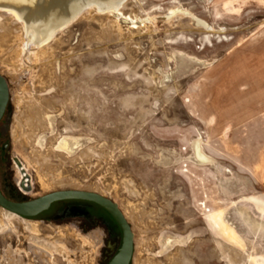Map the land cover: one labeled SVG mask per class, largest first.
<instances>
[{
  "label": "rangeland",
  "instance_id": "obj_1",
  "mask_svg": "<svg viewBox=\"0 0 264 264\" xmlns=\"http://www.w3.org/2000/svg\"><path fill=\"white\" fill-rule=\"evenodd\" d=\"M28 38L0 11V189L109 198L130 264H264V0H125ZM103 247L0 207V264H100Z\"/></svg>",
  "mask_w": 264,
  "mask_h": 264
},
{
  "label": "water",
  "instance_id": "obj_2",
  "mask_svg": "<svg viewBox=\"0 0 264 264\" xmlns=\"http://www.w3.org/2000/svg\"><path fill=\"white\" fill-rule=\"evenodd\" d=\"M108 2L109 0H0V9H10L16 12L28 26H46L60 31L74 23L88 9L94 8L97 10L98 5L103 6ZM9 101L8 83L0 74V122ZM14 162L22 175L20 188L22 187L24 191L29 192V176L18 159H14ZM62 200L90 201L105 209L120 230L118 248L106 264L131 263L134 251L132 228L118 205L109 198L89 191L59 190L24 202H14L7 199L0 189V207L21 217H36L43 211L48 210L52 203Z\"/></svg>",
  "mask_w": 264,
  "mask_h": 264
},
{
  "label": "flooded vegetation",
  "instance_id": "obj_3",
  "mask_svg": "<svg viewBox=\"0 0 264 264\" xmlns=\"http://www.w3.org/2000/svg\"><path fill=\"white\" fill-rule=\"evenodd\" d=\"M3 195L14 202H24L32 197H27L21 189L12 187L4 178L1 188ZM36 198V197H35ZM26 219H38L45 226L46 223L55 224L56 227H65L76 224L85 232L99 230L103 234V257L100 264L106 262L113 256L120 243V230L111 215L98 204L85 200H62L52 203L48 210L43 211L36 217Z\"/></svg>",
  "mask_w": 264,
  "mask_h": 264
},
{
  "label": "bare ground",
  "instance_id": "obj_4",
  "mask_svg": "<svg viewBox=\"0 0 264 264\" xmlns=\"http://www.w3.org/2000/svg\"><path fill=\"white\" fill-rule=\"evenodd\" d=\"M124 2H125V0H109L108 4H105L103 6H99L98 5L97 6V11L98 12H101V13L117 12V11L120 10V8H121V6L123 5ZM0 11L14 15L15 18L18 21H20V22H22L24 24V29H25V32H26V36L28 35V37H29L28 38V41L26 43V46L27 45L28 46L29 45H36L37 47H40L42 45L44 46V44H46L48 41H50L56 35V33L59 31V30H55L54 28L46 27V26H35V27L28 26L27 24L24 23V21L20 18V16L16 12H14V11H12L10 9H0ZM185 14L188 15V13H185ZM205 27L207 29L210 28V26H205ZM67 150H70V149H67ZM195 154H196V157L199 160L204 161V162L207 161V157L202 152L201 147H200V145H199L198 142L195 143ZM20 179H22V175H21ZM19 180H18V183H19ZM253 201L256 202V203H258V204L264 205V201L261 200V199H253Z\"/></svg>",
  "mask_w": 264,
  "mask_h": 264
}]
</instances>
